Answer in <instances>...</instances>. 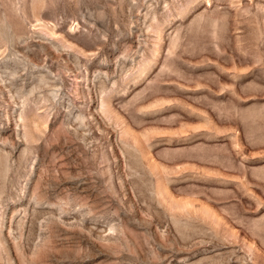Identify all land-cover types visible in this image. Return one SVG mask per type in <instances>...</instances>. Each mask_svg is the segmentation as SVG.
Instances as JSON below:
<instances>
[{
	"label": "rangeland",
	"instance_id": "1",
	"mask_svg": "<svg viewBox=\"0 0 264 264\" xmlns=\"http://www.w3.org/2000/svg\"><path fill=\"white\" fill-rule=\"evenodd\" d=\"M0 264H264V0H0Z\"/></svg>",
	"mask_w": 264,
	"mask_h": 264
}]
</instances>
